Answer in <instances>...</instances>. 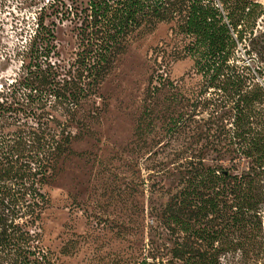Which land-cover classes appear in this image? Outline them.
Listing matches in <instances>:
<instances>
[{"label": "trees", "instance_id": "obj_1", "mask_svg": "<svg viewBox=\"0 0 264 264\" xmlns=\"http://www.w3.org/2000/svg\"><path fill=\"white\" fill-rule=\"evenodd\" d=\"M263 13L255 0L44 5L22 52L17 85L25 95L14 102L0 92V264L50 263L42 232L46 188L74 153V140L91 131L88 110L134 34L162 23L186 41L156 48L137 136L143 139L157 118L175 139L188 141L175 148L173 165L159 171L178 181L175 191L162 186L172 259L155 255L135 264H224L229 255L264 264ZM65 21L74 24L78 46L69 65L61 63L57 45ZM187 57L193 74L175 80L169 63ZM10 118H17L14 128L6 124Z\"/></svg>", "mask_w": 264, "mask_h": 264}, {"label": "rangeland", "instance_id": "obj_2", "mask_svg": "<svg viewBox=\"0 0 264 264\" xmlns=\"http://www.w3.org/2000/svg\"><path fill=\"white\" fill-rule=\"evenodd\" d=\"M255 1L264 5V0ZM51 2L0 0V92L8 93L14 102L26 91L17 85L22 52L30 47L41 8ZM258 21L264 28V13ZM56 33L61 63L69 65L78 49L74 24L65 21ZM185 41L167 23L153 31L136 32L102 83L99 96L87 109L94 113L89 117L91 131L74 140V153L62 161L46 188L50 207L42 232L50 263L45 264H135L155 255L172 259L174 237L161 217L167 201L162 186L175 191L178 181L166 180L159 171L173 165L175 148L188 139H175L157 118L149 122L152 127L143 139H138L137 129L156 48L171 50ZM169 65L175 80L193 74L191 58ZM31 104L26 106H35ZM20 117L26 119L25 114ZM14 119L6 123H11L9 128L15 127ZM224 264L245 263L229 255Z\"/></svg>", "mask_w": 264, "mask_h": 264}]
</instances>
